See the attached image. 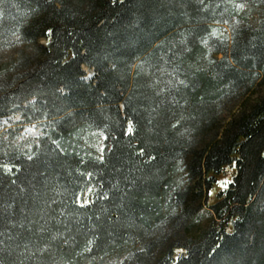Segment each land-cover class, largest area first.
I'll return each mask as SVG.
<instances>
[{
  "label": "trees",
  "instance_id": "obj_1",
  "mask_svg": "<svg viewBox=\"0 0 264 264\" xmlns=\"http://www.w3.org/2000/svg\"><path fill=\"white\" fill-rule=\"evenodd\" d=\"M244 2L264 0H0V118L43 132L0 134V264H264V19L234 20Z\"/></svg>",
  "mask_w": 264,
  "mask_h": 264
},
{
  "label": "rangeland",
  "instance_id": "obj_2",
  "mask_svg": "<svg viewBox=\"0 0 264 264\" xmlns=\"http://www.w3.org/2000/svg\"><path fill=\"white\" fill-rule=\"evenodd\" d=\"M243 4V7L238 5ZM231 8L234 11V20L239 21L241 24H250L257 26L264 19V3L256 2H244L233 3ZM214 35L224 39H231L232 29L231 24H217L213 29ZM14 49L6 51L8 58L14 56ZM85 80H92L96 76V73L86 66H83ZM264 95V75L262 82L255 88L250 95V102L252 103L258 97ZM240 105L236 106L232 111H225L222 114V124H227L233 115L238 114L240 111ZM7 133L5 138H13L17 143L31 144L37 142L38 138L43 135L42 126L37 123H26L20 114L10 115L4 118H0V134ZM81 141L94 152L98 158H102L106 149L105 135L96 130H82ZM213 219V213L209 208L204 207L198 215L189 223L188 233L192 234V237L198 236L206 232ZM127 251L122 250L119 252L109 253L105 256L97 258L94 262H82L81 264H121Z\"/></svg>",
  "mask_w": 264,
  "mask_h": 264
},
{
  "label": "snow or ice",
  "instance_id": "obj_3",
  "mask_svg": "<svg viewBox=\"0 0 264 264\" xmlns=\"http://www.w3.org/2000/svg\"><path fill=\"white\" fill-rule=\"evenodd\" d=\"M238 7H243V4L238 5ZM49 31H50V30H49ZM129 131H131V130L129 129ZM141 151H142V149H141ZM4 167L7 168L8 171H11V169L9 168L8 165H4ZM217 183L220 184V186H221L223 189H225V190L228 189L229 186H230V182L227 181V180H225V181H223V182L217 181Z\"/></svg>",
  "mask_w": 264,
  "mask_h": 264
}]
</instances>
